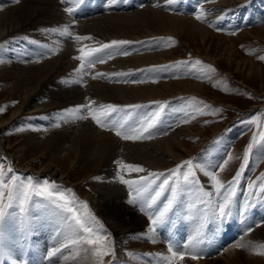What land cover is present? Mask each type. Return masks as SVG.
<instances>
[{
	"label": "rangeland",
	"instance_id": "374dc122",
	"mask_svg": "<svg viewBox=\"0 0 264 264\" xmlns=\"http://www.w3.org/2000/svg\"><path fill=\"white\" fill-rule=\"evenodd\" d=\"M68 1L75 2L73 6L70 5L74 10L71 15L75 18L95 14L98 10L109 9L111 11L112 7L109 2L114 3L115 9H120V7L116 6L118 5V0H65L64 3ZM187 1L185 0V2ZM14 4H16V0H0L2 8L10 7ZM197 6H201V3ZM225 6V10L221 9L217 12L216 15L219 16L217 18L231 19L236 14L242 17L238 18L237 23H230L229 27L212 28L217 34H224L230 37L224 38L213 35L208 37L206 43H202L197 38L187 42V44L181 35L175 33L143 37L139 40H146L147 44L152 39L159 41L161 45L164 43L167 48L175 50L177 57L166 62L150 63L146 66L143 65L139 68L131 69L128 71L130 74L136 72L132 76L126 74L129 78L132 77L135 80V75L137 76L139 72H142L146 77V82L151 80L160 81L166 78L198 79L209 87L208 93L196 91L175 95L176 97L152 98V100L147 99L148 101L133 102L134 104L131 102L132 105L136 104L139 106L135 108L137 111L134 108L124 110L123 105L125 104L116 103L115 106L124 111L112 113L110 116V120L118 122V124L125 120V129H128L139 127L142 120L144 121L153 113L159 112L160 116L157 125L151 129L152 138L163 136L187 121L189 123L194 121V125L199 128L195 130L191 137L186 138L189 144L195 146L194 152L185 153L184 157L167 168L152 170L154 173H163L164 175L156 178L145 176L147 179L142 185H134L135 188L141 189L139 194L130 190L128 185H126L131 199L136 197V203L133 204L146 217L150 226L153 227L149 216L155 217L163 209L167 200L171 198V188L176 187V177L169 179L167 190L155 203L152 202V197L159 190L162 182L169 178L172 170L183 165L185 161L192 162L197 183H185L182 174L186 173L188 169L187 167L180 169L177 202L173 205V209L167 214L164 221L155 226V232L146 230L143 233L140 231L130 233L127 237L114 236L108 225L101 222L89 199L81 195L80 190L70 184L58 181L50 175L22 169V167L18 166L17 159L12 153H9L14 150L3 147L0 143V165H3L8 176L19 177L25 183L31 177L34 186H43L45 182L48 185L57 186L52 190L64 193L73 202V206L81 213L84 211L81 205L87 204V210L99 221V225L103 226L102 229L94 228V231H99L100 235L107 236L104 244L111 247L112 250L110 255L103 257V264H168L162 258L171 256L168 251L170 244L174 251L186 253L184 260L179 261L178 264H264V254H258V252H264V248L260 247L264 245V191L261 190V185L264 184V180H262V177H264V59H261V57H264V0H233ZM33 22L29 21V23L24 25V28H41L44 26L45 28L43 27L42 31L54 29L52 24L45 26L42 22L32 24ZM63 28V26L55 27V29ZM72 31L70 39L74 43L79 42L75 40V36H80V33L73 29ZM47 32L52 35L55 33V37L59 38V31ZM242 33L243 35H241ZM10 34L0 39V48H5L7 54L9 53L10 55L7 58L11 60L8 62L9 66L14 67L15 62L20 60L17 56L20 53L19 51H22L23 55L29 54L32 58L35 56V60H40V51L38 54L35 48L36 46L44 47L46 40L44 42L39 36H31L27 30H17ZM111 42L112 40L109 43L111 44ZM104 44V41L100 43V45ZM219 44H221L220 47ZM100 45H91L90 48H97ZM28 46L33 48L31 52L27 51ZM80 46L81 44L76 47L79 48ZM111 48L103 49L99 52L100 56L103 58L109 56L108 53ZM206 48L209 49L210 56L217 60L205 55ZM12 49L13 51H9ZM53 56L56 55L53 54ZM77 56L79 54L76 53L75 57ZM111 57V59H106V61H112L114 59L113 54ZM78 61L81 63L80 60ZM197 61L200 63H196ZM145 69L153 72L154 75L151 77L150 74L146 75ZM125 71L124 69L122 70L123 73L121 71L111 72V83L130 82L131 78H125L127 76H124ZM113 74L114 76H112ZM229 102L236 105V107L230 106ZM14 103V101H9V99L4 100L3 93H0V109H2L0 116L9 114L7 111L14 107ZM55 113L62 114L65 111L59 110ZM50 116L45 112H22L16 121L18 119L24 121V119L27 120V118L33 117L32 121L36 124L39 123V120L48 123ZM114 116H117L115 117L117 120ZM254 117L259 119L252 122ZM121 118H124V120ZM74 119L78 118L75 117ZM20 133H24L22 125L20 123L16 124L15 121L6 125L3 132L6 137L12 138V141L19 137ZM144 140L149 141V139L134 141L144 142ZM250 145L251 149H249ZM217 154H219L218 165L210 167L213 156ZM246 155L248 162L245 165L244 157ZM242 166L243 172L239 181L232 183ZM9 168L12 170L11 172L7 171ZM221 168H223V171L220 170ZM129 171L130 169L123 168L125 175ZM212 172L216 173L220 181L225 185V188L220 193H217L215 184L210 176L205 174ZM207 177L208 180L205 179ZM97 178L98 175L93 176V179ZM139 179L133 178L132 180ZM189 179L191 180L192 177H189ZM204 180L207 182H204ZM250 184L252 185L251 188L249 187ZM88 186L90 189V184ZM228 188H234L235 192L230 197V202L226 208L227 216L222 218L219 215V206L224 203L225 197L229 195ZM204 193H210L211 195L205 196ZM9 212L14 215L11 219L6 217L3 231L5 236L4 246L11 248V254L8 255L4 250L5 254L0 255V257H5L6 260L2 261L0 258L1 264H18L11 258H15L20 264L24 258L33 260L31 249H34V247L31 239L25 236V234H28L26 228L30 225V228H28L30 230L34 222H41L45 217L49 219L54 216V213L62 218V222L65 221L63 225L66 227L65 230L61 228L57 235H53L51 242L49 241V246H47L48 250L41 256L38 264H77L78 262L82 264L80 260H85L84 262L88 263L87 257L89 255L85 254L86 256L83 257L84 255L81 254L83 249H87L86 251H89L96 261L100 260L93 255L92 246L90 245L70 244L67 247H63L72 232L69 227L71 213L64 211L52 201L44 197L33 196L26 213H20L18 207L10 209ZM46 213L50 216H47ZM51 214L53 215L51 216ZM23 218H26L27 223L22 222ZM19 229L23 231V238L18 236L19 232H21ZM46 229L48 230L47 225ZM50 233L52 234V232ZM9 239L10 242L8 243ZM22 239L23 241L28 240L29 245L27 244V246L30 248L28 249L29 251L20 249V252L23 253L24 251V254L21 257H17L16 241ZM153 239L155 243L152 242ZM230 246H233L232 250L237 248L238 256L229 253L228 248ZM26 248L24 244V249ZM53 248H58L59 251L55 256L49 257L48 253ZM193 248H195V252H193ZM33 252L38 254L39 249L35 248ZM193 254L199 258L192 260L191 255Z\"/></svg>",
	"mask_w": 264,
	"mask_h": 264
},
{
	"label": "bare ground",
	"instance_id": "6f19581e",
	"mask_svg": "<svg viewBox=\"0 0 264 264\" xmlns=\"http://www.w3.org/2000/svg\"><path fill=\"white\" fill-rule=\"evenodd\" d=\"M19 1L10 7L2 8L0 6V39L17 30H27L31 36H39L44 42L46 40V44L44 47L36 46L35 48L38 54L40 51V60H35L36 57L32 58L29 54L23 55L22 51H19L17 56L20 60L15 62L14 67L8 65V62L11 61L7 59L10 56L9 53L7 54L5 48H0V66L3 65L0 67V93H3L4 100L9 99V101L15 102L14 107L6 109L9 114L0 116L1 145L14 150L9 153H12L17 159L18 166L22 169L50 175L56 180L80 190L81 195L89 199L101 222L108 225L114 236L127 237L133 232L143 233L149 230L151 226L148 220L130 202L131 195L126 185L120 182V177L123 176L127 180L145 176L153 177L152 170L167 168L184 157L185 153L194 152L195 146L189 144L186 138L191 137L199 128L194 125V121L191 123L187 121L169 133L149 139V141L124 140L111 130L99 127L91 117L74 119L77 116L68 115V110L87 104L95 110L100 107L101 103L104 106H115L116 103L125 104L123 107L126 110L133 109L128 107L132 105L131 102L135 103L140 100L178 96L196 91L208 93L209 87L198 79L166 78L165 80L146 82L144 73L139 72L137 76L135 75V80L130 77L131 81L129 80L128 83H111V72L121 71L123 73L122 70L125 69L124 76L126 74L132 76L136 72L130 74L128 71L131 69L150 63L166 62L177 57L175 50L167 48L164 43L161 45L159 41L152 39L147 44L146 40H139L143 37L175 33L181 35L186 44L197 38L202 43H206L208 37L213 35L230 37L217 34L212 27L215 29L229 27L230 23H237L238 18L242 17L236 14L231 19L217 18L219 17L216 15L217 12L224 9L225 5L233 0H188L187 2L185 0H171V2L170 0H118L116 6L120 9H115L114 3L109 2L112 7L111 11L109 9L98 10L95 14L90 13L89 16H78L77 18L65 11L66 7L73 6L75 2L62 3L61 0ZM199 3L201 6H197ZM197 15H203V19L197 20ZM29 21L42 22L45 26L52 24L54 29L59 26L68 27L71 32L73 29L80 33V36L91 37V39L74 43L69 36L60 35V33L59 38H56L55 33L52 35L47 31H42L44 26L41 27L42 29L24 28V25ZM221 22L224 25L220 24ZM111 40L127 41L128 43L114 45L110 52L107 51L109 56L113 54L112 61L94 62L91 67L85 64L84 74H78L77 70L81 64L75 59L76 53L80 55L78 49L83 47L87 50L91 45H100L103 41L105 44H110ZM80 44L81 46L77 48L76 46ZM220 46L221 44H219ZM31 50L33 48L28 46L27 51L31 52ZM9 51H13V49ZM124 53L128 54L124 55ZM205 55L211 57L208 48L205 49ZM100 57V54L96 53L90 59L95 61ZM145 72L146 75L150 74V77L154 75L148 69H145ZM98 73L103 75L94 79L93 77H96ZM129 76L125 78H129ZM77 80L80 82L75 83L74 81ZM65 81L69 83H65ZM229 105L236 107L231 102ZM59 110H64L65 113H55ZM135 111L137 110L135 109ZM22 112H45L51 116L48 123L39 120V123L36 124L32 121L33 117L24 119V121L21 119L16 121ZM84 112L85 115H88V108H82L77 115H84ZM115 119L117 120V118ZM14 121L16 124L22 125L24 133H20L19 137L12 141V138L6 137L3 132L6 125L12 124ZM18 149L20 150L18 151ZM214 157L216 158L214 159ZM218 160L219 154L214 155L210 167L218 165ZM121 163L141 167L144 171L130 170L125 175ZM94 175H98V178L93 179ZM205 179L208 180V177ZM206 180L204 182H207ZM89 184L91 190L88 188ZM44 219L41 222H34L32 228L27 230L28 234H25L31 239L34 249H39L38 254L33 252L34 249H31L33 260L24 258L21 264H31V262L38 264L41 256L48 250L47 246H49L53 235H57L61 228L65 230L66 226L63 225L65 221L62 222V218L58 214L54 213V216ZM18 236L23 238L22 230ZM24 244L26 249H24ZM27 244L29 245L28 240L16 241L17 257L24 254V251L21 253L20 249L28 250L30 248ZM232 248L233 246L228 248L229 253L238 256L237 248L236 250L235 248L232 250ZM86 250L83 249L81 254L84 255L83 257L88 254L89 262L85 263V260H80L81 263L100 264V260L96 261ZM5 251L8 255L11 254V248L5 247ZM0 258L2 261L6 260L5 257ZM11 259L20 264L15 258Z\"/></svg>",
	"mask_w": 264,
	"mask_h": 264
},
{
	"label": "snow or ice",
	"instance_id": "6c2138e0",
	"mask_svg": "<svg viewBox=\"0 0 264 264\" xmlns=\"http://www.w3.org/2000/svg\"><path fill=\"white\" fill-rule=\"evenodd\" d=\"M19 2V0H16ZM61 2H65V0H61ZM171 2V0H170ZM65 11L71 15L73 12L72 7L65 8ZM197 20H202L203 15H197ZM47 31L57 32L59 31L60 35H67L69 37L72 36L71 31L68 27H64L63 29H49ZM91 37L87 36H75L76 41L88 40ZM128 43L127 41H112L111 44H104L101 45L99 48H90L85 49L83 47L79 48L78 51L80 55L75 57V59L80 60L81 64L79 69L77 70L78 74H84L85 72V64L89 67L92 66L94 62L104 63L106 59H111V56L106 58L100 57L93 61L92 57L95 56L96 53L101 52L103 49L111 48L114 45H122ZM128 53H124L127 55ZM264 59V57H261ZM196 63H200L197 61ZM103 74H97L95 78L102 76ZM122 75V74H117ZM75 83H79L80 81H74ZM65 83H69L65 81ZM94 103V102H92ZM129 108H137V105H130ZM82 108H88V115H77L81 112ZM2 111V109H0ZM124 111L123 109H118L114 105H107V106H100L98 109H91L90 105H85L81 107H77L72 110H68V115L70 116H77L78 119H88L89 116L91 119L101 128H106L108 130L114 131L116 136L120 137L124 140H141V139H151V129L155 128L160 116L159 112L153 113L150 117H147L143 122H141L139 127H132L125 129V123L120 122L117 124L115 121L110 120V116L112 113ZM258 117H254L252 122L258 120ZM59 126L58 124L56 125ZM147 134V135H145ZM251 149V145L249 146ZM231 159V157H229ZM248 162L247 155L244 157V164L246 165ZM122 168H128L132 171L142 172L144 171L141 167H136L132 165H126L121 163ZM182 167H187L188 171L183 173V181L185 183H197L195 179V171L192 168L191 161H185L183 165L177 167V169L172 170L170 173L169 178H166L162 184L159 186V190L155 193V196L152 197V202L155 203L158 198L165 193L169 185V179L172 177H176L175 183L176 187L171 188V198L167 200V203L164 204L163 209L158 212V214L153 217L149 216L153 227L149 229L150 232H155V226L158 223H162L167 216V214L173 209V205L177 202L178 199V189L180 185V169ZM223 171V168L220 169ZM11 172L12 170L9 168L7 170ZM243 172V166L241 167L240 172L237 173L234 181L232 183L238 182L240 179V175ZM206 175L210 176L211 180L214 182L217 193H220L222 189L225 188V185L220 181L218 175L214 172L212 173H205ZM153 177H158L160 175H164L163 173H152ZM189 177H192L190 180ZM147 178L141 177L139 180H127L124 179L123 176L120 177V182L128 185L129 189L132 191L139 192L141 189L135 188L134 185H142ZM264 180V177H262ZM55 185H48L47 182L43 186H34L33 180L31 177L27 179V182H23L20 180L19 177L16 176H8L3 168V165H0V255L4 254L5 246H4V224L6 217L9 219L12 218L14 215L10 213L9 210L13 209L14 207H18L20 213H26L28 210V205L30 204L33 196L44 197L47 200L52 201L54 204H57L58 207L63 209L64 211L71 213L69 217L70 223L69 227L71 228V236L67 239V243L63 245V247H67L68 245H76V244H87L92 246L93 255L100 259V264H103V257L106 255L111 254V247L106 246L104 242L107 240L106 235H100L99 231H94V228L102 229V225H99V221L95 219L94 216L87 210L88 206L86 203L82 204L81 207L84 211L81 213L77 210L76 207L73 206V202L69 200L67 196L64 195L62 192L53 191L52 189L56 188ZM249 187L251 188L252 185L250 184ZM261 190L264 191V184L261 185ZM70 191V190H69ZM229 195L225 197L224 203L219 206V215L222 218H226L227 212L226 208L230 202V197L234 194V188L227 189ZM205 196L211 195L210 193H204ZM6 201V202H5ZM131 203H136V197H133L130 201ZM143 211V209H141ZM22 222L27 223L26 218H23ZM30 228V225L27 226L26 230ZM155 243V240L152 241ZM264 248V245L260 246ZM59 251L58 248H53L49 253V257H53ZM168 251L171 253V256L163 257L168 264H178L179 261H183L185 258V252L174 251L172 245H169ZM193 252H195V248H193ZM258 254H264V252H258ZM199 257L195 254L191 255L192 260H196Z\"/></svg>",
	"mask_w": 264,
	"mask_h": 264
}]
</instances>
